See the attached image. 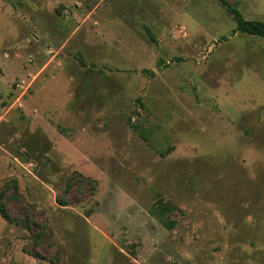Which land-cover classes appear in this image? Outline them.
Listing matches in <instances>:
<instances>
[{"label": "rangeland", "instance_id": "rangeland-1", "mask_svg": "<svg viewBox=\"0 0 264 264\" xmlns=\"http://www.w3.org/2000/svg\"><path fill=\"white\" fill-rule=\"evenodd\" d=\"M235 29L218 0H0V264H264V38Z\"/></svg>", "mask_w": 264, "mask_h": 264}, {"label": "trees", "instance_id": "trees-1", "mask_svg": "<svg viewBox=\"0 0 264 264\" xmlns=\"http://www.w3.org/2000/svg\"><path fill=\"white\" fill-rule=\"evenodd\" d=\"M222 7L230 14L235 23H236V29L234 32H240L241 34L249 35V36H254V37H260L264 38V21L261 20H247L244 18L242 13L237 9L235 5L230 4L227 0H218ZM162 156H165V153H162ZM92 181V180H88ZM96 184V183H95ZM95 184H91L92 188L95 187ZM70 188V185L67 186V190ZM4 193L2 192L0 194V197H3ZM60 203L62 205H66V202L64 199L58 198ZM155 207V212L157 216L162 220L164 225L168 229H173L175 227V222L169 220L168 218L165 220L164 216L169 214L173 206L169 203L166 202L164 203L162 200H158L156 203ZM0 213L4 219H6L9 223H12V218L10 217V214L4 204V202H0ZM33 257H42L39 253H32L31 254Z\"/></svg>", "mask_w": 264, "mask_h": 264}]
</instances>
